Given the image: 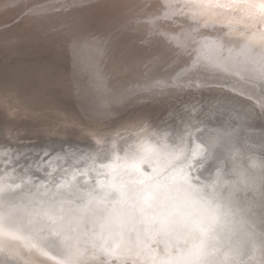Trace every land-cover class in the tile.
<instances>
[{
  "label": "snow or ice",
  "instance_id": "obj_1",
  "mask_svg": "<svg viewBox=\"0 0 264 264\" xmlns=\"http://www.w3.org/2000/svg\"><path fill=\"white\" fill-rule=\"evenodd\" d=\"M87 3L9 0L24 20H57L58 30L76 28L62 21ZM115 7L118 30L142 31L154 49L149 63H180L146 98L216 87L225 102L242 97V110L210 127L222 109L173 108L158 122L138 119L130 139L101 135L92 152L15 145L0 129V264H264V0ZM139 91L116 99L140 102Z\"/></svg>",
  "mask_w": 264,
  "mask_h": 264
},
{
  "label": "bare ground",
  "instance_id": "obj_2",
  "mask_svg": "<svg viewBox=\"0 0 264 264\" xmlns=\"http://www.w3.org/2000/svg\"><path fill=\"white\" fill-rule=\"evenodd\" d=\"M118 2H120V0H88L87 6L76 9L71 13L70 17L62 21L63 23L69 25L75 24L77 26L71 30H58L59 23L57 20H53L49 23L34 24L22 18L21 24L26 25L22 28L26 31H24L23 35L26 37V40L29 38V42L34 51L37 50L38 53L41 52L43 54V50H49L50 52L51 48L60 45L62 46V42H65L64 45L66 44V47L68 46L67 43H69L70 53L72 54V56H70L72 59H69L73 61L77 60L80 64H86L90 69V73L93 74L96 72L100 81L99 83L88 81V86L76 84L77 86L74 87V89H78L80 92L77 93L78 95H74L76 93L72 94L71 98L74 99V102L73 100H69L71 98H66L67 101H69L66 103L65 99L52 98L46 91H43V80H45L44 84L46 85V81H50V79L46 77L51 74L53 75L56 71L55 69L49 68L50 66L47 69H43V66H38L39 63L38 65H32V63H34V58L32 59L33 62H31L32 60L30 59L31 64L25 63V60L24 62L14 63L13 60L12 62H8L9 58L8 60L5 58L8 54H2L3 56L0 57V129H3L7 136L14 140V137H18L19 139L16 141L21 143L20 140L25 142L24 139H29L28 137L30 136H32V138H43L45 134H48L47 139L51 141L49 142L51 144L60 142V137L68 138L70 135H87L88 132L91 133V138L95 140V142L101 137V135L115 136L116 133H120L130 139V131L138 119L142 117L149 119L150 116L154 115L158 116L159 119H164L167 117L169 110L191 104H196L198 107L203 106L204 108H220L222 111L214 115L213 119L227 122L229 124L232 122L231 116L235 113H230L227 110L228 108H226V105L232 107L241 106L243 98L236 96L235 94H228L230 100L226 104H223L224 100L222 97L226 94V89L221 90L212 87L205 88L202 92L198 91L195 95L191 94V92H186L178 97H160L156 99L146 98L148 95L145 91L147 85L153 82L154 79H164L170 74H175L180 70V63L172 62L171 60L167 63L156 65L149 63L150 54L154 49L149 43H141L140 37L143 35V32H124L118 30L120 13L115 7V4ZM17 17H22L21 8L10 6L9 0H0V26L12 22V20L14 22V19ZM92 27H100L104 32L94 34V32L91 31ZM7 32L10 31L0 30V34ZM89 33L94 34L97 39L87 38ZM76 35H81L85 38L75 41L73 37ZM36 37H39V39ZM100 37H107V39L103 40L100 39ZM25 39L22 40L24 41ZM26 40L24 42L22 41L23 44ZM22 42H20V44ZM8 45L10 46V44H7L6 46ZM64 45L62 46L63 48L65 47ZM30 46H28V48ZM16 47L14 48L16 49ZM66 47L65 49L67 50ZM1 48L4 49V46ZM19 49L21 50L20 46L18 50ZM58 49L59 47L57 48V51ZM0 51L2 52V50ZM32 51H30V53H32ZM72 51H74V53ZM62 53H65V51H62ZM70 53L69 55H71ZM50 54L51 52L49 53V56ZM59 54H61V52ZM64 57L66 58L65 55ZM65 60H62V62H65ZM48 72L51 74H48ZM7 74L8 76L6 77ZM102 75H104L105 78H108V80L103 78ZM50 82H52V80ZM92 83L96 84L97 88H94V90L98 93L94 94V90L91 89L93 88ZM3 89H5L7 93L1 92ZM125 89L140 90L139 95L145 97L140 102L146 101V103L139 104L140 102H124L116 99L118 90L123 91ZM89 92L90 98L87 99L89 97V94L87 95V93ZM105 93H110L118 103L112 101L86 103L88 100H94L97 95L100 96ZM16 94L18 98L15 97L13 99L12 102H14V105L12 103H10L12 105L8 104V97L10 98L12 95L16 96ZM80 95H84L85 99L80 100L76 98ZM231 101L235 102H233V104H228L232 103ZM8 106L9 110L7 109ZM29 107L32 109V117L23 119L15 118L16 115L22 116L21 114L28 113ZM125 112H127V115L124 117L140 118L125 123L123 122L124 125H122V122H119L121 125L117 126L118 123L115 124L114 127L117 126V128L111 131H103L102 128V130H98L99 128L94 129V127L91 128L93 120L110 119L111 117L120 114L122 115V113ZM12 113L16 115H13ZM254 122H258V124ZM49 123H51L50 127H52L53 130L46 129L43 131V126L49 125ZM252 123L256 126L252 132L259 135L261 122L256 120L252 121ZM52 124L57 126H52ZM108 126H104V129L108 128ZM218 126L219 123L210 125V127ZM109 128H112V126ZM54 134L57 135V137H54ZM81 137L86 138L87 136ZM69 139L71 138L69 137ZM250 143H253V141L250 140ZM253 144L256 145L255 153H257L259 149L261 151L260 143ZM74 150L75 149L73 148L67 149L69 152ZM81 161L79 164L76 163L77 167L84 164V161ZM65 166L68 165L65 164ZM42 264H56V262L53 260H44Z\"/></svg>",
  "mask_w": 264,
  "mask_h": 264
},
{
  "label": "rangeland",
  "instance_id": "obj_3",
  "mask_svg": "<svg viewBox=\"0 0 264 264\" xmlns=\"http://www.w3.org/2000/svg\"><path fill=\"white\" fill-rule=\"evenodd\" d=\"M17 21V18L16 19H14V22H13V20H12V22H8V23H5V24H3V25H1L0 26V30H9L10 32H7V33H3V34H0V46L2 47V46H4V49L3 48H1L0 50H2V52L0 51V57H2L4 54L6 55V53L8 54L5 58H7L6 60H8V58H9V60H8V62L10 61V62H12V60H13V62L15 63V62H24V60H25V63H30L31 64V62H33V60H34V63H32V65H38V63H39V65L38 66H43V69H47L49 66V68H51V69H55L56 71H55V73L52 75L50 72H48V74H51V75H48L47 76V74H46V78H49L50 79V81L52 80V82H50V81H48V82H50V83H48L47 81H46V85L44 84L45 83V80H43L44 82H43V91H46L47 93H48V95L50 96V97H52V98H63V99H65V101H66V103L67 102H69V101H67V99H69V98H71L72 97V94H74V93H76V94H74V95H78L77 93L78 92H80V90H75L74 89V87H76L77 85L76 84H81V85H83V86H88L89 84H88V81H92V82H98L99 83V81H100V79H99V77L97 76V74H96V72L95 73H93V74H91L90 73V69H89V67L86 65V64H80V63H78V61L77 60H70V59H72V57H70V56H72V54L70 53V47H69V43H67L68 44V46L66 47V44L64 45V43L65 42H62L63 44H62V46L64 45L66 48H67V50L65 49V47L63 48L61 45V47L60 46H56V47H54V48H51V50H50V52H51V54H50V56H49V50H43L42 52H43V54L41 53V52H39L38 53V51L36 50V51H34V49H32L33 47H32V45L30 44V42H29V38H27L28 40H26L25 38V36L23 35V33H24V31L25 30H23L22 28L24 27V26H26V25H24V24H21V22H22V17L20 18V20H19V22H16ZM12 24V26H11V24ZM21 24V25H20ZM17 26V27H16ZM20 26V27H19ZM22 26V27H21ZM15 29H14V28ZM19 28V29H18ZM12 30V31H11ZM26 32V31H25ZM16 35V36H15ZM18 36V37H17ZM24 37V38H23ZM3 38H5V39H3ZM18 38H20V39H18ZM36 38H38L39 39V37H36ZM22 39H25L26 40V44L24 43L23 44V42L25 41H23ZM22 42L21 44H20V42ZM29 43H28V42ZM3 44V45H2ZM7 44H10V46H9V48H10V52L8 51V46H6ZM14 44V45H13ZM16 44H18V45H16ZM23 44V45H22ZM27 47H26V46ZM31 45V46H30ZM6 46V47H5ZM17 46V47H16ZM19 46H20V48H21V50L19 49L18 50V48H19ZM22 46H24V47H22ZM28 46H30L29 48H28ZM14 47H16V49L14 48ZM59 47V49H58V51H57V48ZM68 47H69V49H68ZM5 48H6V50H5ZM25 48V49H24ZM63 50H62V49ZM12 49V50H11ZM24 49V50H23ZM26 49H27V51H26ZM54 49H56V50H54ZM60 49H61V51H60ZM5 50V51H4ZM16 50V51H15ZM33 50V51H32ZM8 51V52H7ZM19 51V52H18ZM21 51V52H20ZM28 51H29V53H30V51H32V53H28ZM62 51L64 52L65 51V53H62ZM54 52V53H53ZM61 52V54H63V55H61V54H59ZM73 53H74V51H72ZM22 53V54H21ZM34 53H35V55H34ZM37 53V54H36ZM41 53V54H40ZM69 53L71 54V55H69ZM3 54V55H2ZM10 54V55H9ZM21 54V55H20ZM69 55V56H67V55ZM52 55V56H51ZM64 55L66 56V58L64 57ZM58 56V57H57ZM62 56V57H61ZM36 57V58H35ZM63 57H64V59H63ZM34 58V59H33ZM44 58H45V60H44ZM70 58V59H69ZM1 59V58H0ZM27 59V60H26ZM30 59L32 60L31 62H30ZM65 59H67V60H65ZM37 60H38V62H37ZM44 60V61H43ZM48 60V61H47ZM62 60H65V62L63 61L62 62ZM69 60V61H68ZM28 61V62H27ZM62 62V63H60V62ZM68 62V63H67ZM44 63V64H43ZM60 63V64H59ZM49 64V65H48ZM55 64V65H54ZM65 65H67V66H65ZM62 66V67H61ZM59 68V69H58ZM61 70V71H60ZM43 74H45V73H43ZM8 76V74L6 75V77ZM57 76V77H56ZM103 76V78H105L104 77V75H102ZM53 78V79H52ZM57 78V79H56ZM106 80H108V78H105ZM55 80V81H54ZM48 83V84H47ZM52 84V85H51ZM57 86V87H56ZM55 87V88H54ZM92 87L93 88H91V89H93L94 90V88H97L96 87V84H93L92 83ZM84 88H87V87H84ZM55 91V92H54ZM1 92H3V93H7L6 92V90L5 89H3V90H1ZM49 92H51V93H49ZM54 92V93H53ZM15 93V92H14ZM17 93V92H16ZM53 93V94H52ZM95 93H98L97 91H95L94 90V94ZM89 94V97L87 98V99H89L90 98V92L89 93H87V95ZM6 95V94H5ZM18 98L17 97V94H16V96L14 95H12V97H8V99H9V103L8 104H10V103H12L13 105H14V102H12L13 101V99L14 98ZM67 98V99H66ZM77 99H80V100H84L85 98H84V95H80L79 97H76ZM76 98H75V100H76ZM16 100V99H15ZM70 101L71 100H73V102H74V99H69ZM105 101H112V102H115V103H118L116 100H115V98H113V96L109 93H105L104 95H97L96 97H95V99L94 100H92L91 99V101H87L86 103H88V102H105ZM142 103H146V101H143V102H140L139 104H142ZM7 104V105H8ZM12 104H10V105H12ZM9 105V106H10ZM9 106H8V110H9ZM117 108H119V107H117ZM12 110V109H11ZM9 113V112H8ZM10 114V113H9ZM13 114V113H12ZM31 114H32V109L29 107V110H28V113H26V114H21L22 116H17L16 114H13V115H16L15 116V118H21V119H23V118H30V117H32L31 116ZM125 115H127V112H125V113H122V115L120 114V115H117V116H114V117H111L110 119H103V120H93L92 121V123H91V128H93L94 127V129H98V130H102L103 129V131H111V130H115L116 128H117V126H119V125H121V123H119V122H128V121H130V120H135V119H137V118H140V117H124ZM117 117V118H116ZM131 118H133V119H131ZM113 119V120H112ZM126 120V121H125ZM102 121V122H101ZM114 122H116V123H114ZM118 123V124H117ZM124 123L122 124V125H124ZM50 124L51 123H49V125H46V126H43V131L44 130H46V129H49V130H53L52 129V127H50ZM112 124V125H111ZM115 124H117V126H115L114 127V125ZM57 126V125H55V124H52V126ZM109 125V126H108ZM59 126V125H58ZM104 126H108V128L110 127V126H112V128H105L104 129ZM40 128V127H39ZM58 128V127H57ZM102 128V129H101ZM47 133V132H46ZM55 135V134H54ZM74 138H82L81 136H83V137H86V139H90L92 136H91V133L90 132H88V134L86 135H72ZM71 135L70 136H68V138H65V137H60V139H62V140H64V139H69V137L72 139L73 137H72ZM77 136V137H76ZM89 136V137H88ZM9 139H11V141H12V143L13 144H15V145H28L29 147H32V146H41V145H44V143H46V144H51V143H49V142H51V141H49V139H47L48 138V134H45V136H43V138L42 137H40V138H32V136H30V137H28L29 139H24L25 140V142H23V140H20V142L21 143H18L17 141V139H19L18 137H14L15 138V140L14 139H12V138H10L9 136H7ZM54 137H57V135H55ZM73 138V139H74ZM92 139V138H91ZM17 140V141H16ZM23 142V143H22ZM256 146V145H255ZM261 147V146H260ZM69 149H71V148H69ZM37 150H38V148H37ZM49 151H51V148H49ZM257 156L260 154V149H259V151L257 152V153H255ZM61 155H63L62 153H61ZM67 159V158H66ZM81 162H83V160L81 161ZM73 163H76L75 161H73ZM65 167H67V166H65ZM71 170V169H70Z\"/></svg>",
  "mask_w": 264,
  "mask_h": 264
},
{
  "label": "water",
  "instance_id": "obj_4",
  "mask_svg": "<svg viewBox=\"0 0 264 264\" xmlns=\"http://www.w3.org/2000/svg\"><path fill=\"white\" fill-rule=\"evenodd\" d=\"M91 31H93L94 34L103 33L104 32V30L101 29L100 27H92ZM231 102L232 103H228V104H233V102H235V101H231ZM226 103L227 102L223 101V104H226ZM226 106H227L226 108H228V109L229 108H235L237 110H242L241 106H233V107L230 106V105H226ZM149 119L153 120V121H156V122L161 120V119L158 118V116H155V115L154 116H150ZM214 121H216V123H221V121H218V120H214ZM222 123H224L225 125L229 124V123L223 122V121H222ZM254 123L258 124V122H254ZM249 136L252 137L251 141H253V143H259V141H258L259 135L258 134H255V133H253L251 131V132H249ZM44 145L50 146L49 148L55 147L57 149H59L61 147V145H63L66 150L69 149L70 147L73 148V149H75V147H79L81 150H83L85 152H92L94 147H95V145H96V142L93 139L77 138V139H64V140L60 139V142H58L56 144H46V143H44ZM77 164H79V163H77ZM82 166H84V164H81L78 167H82Z\"/></svg>",
  "mask_w": 264,
  "mask_h": 264
}]
</instances>
